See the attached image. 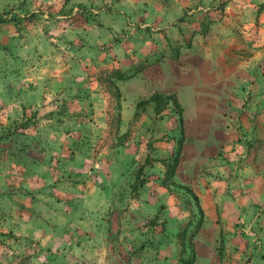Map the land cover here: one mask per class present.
I'll list each match as a JSON object with an SVG mask.
<instances>
[{
  "label": "crops",
  "instance_id": "obj_1",
  "mask_svg": "<svg viewBox=\"0 0 264 264\" xmlns=\"http://www.w3.org/2000/svg\"><path fill=\"white\" fill-rule=\"evenodd\" d=\"M195 2L68 0L86 61L0 69V264H180L197 211L191 264H264V33Z\"/></svg>",
  "mask_w": 264,
  "mask_h": 264
},
{
  "label": "rangeland",
  "instance_id": "obj_2",
  "mask_svg": "<svg viewBox=\"0 0 264 264\" xmlns=\"http://www.w3.org/2000/svg\"><path fill=\"white\" fill-rule=\"evenodd\" d=\"M66 1L68 0H0V69H13L16 73L24 68L44 70V61H55L56 58L64 62L86 61L88 55L74 52L66 37L85 33L84 30L89 28H83L85 24H96L93 18L95 14L87 6L68 7ZM195 1L191 7L176 14L163 25L173 27L174 33H181L183 30L185 33H264V0ZM73 8L77 10H72ZM148 29L146 27L145 32L148 33ZM51 38L55 40L50 41ZM49 44L56 49L48 50ZM6 76L9 75L6 73ZM177 187L184 191L185 186L178 183ZM190 200L194 207L197 201L195 198ZM200 216L202 217L200 211L190 214L188 220L194 224L191 229L182 230L185 232L186 247L183 252L178 253L180 264H184L189 257V236L196 229Z\"/></svg>",
  "mask_w": 264,
  "mask_h": 264
},
{
  "label": "trees",
  "instance_id": "obj_3",
  "mask_svg": "<svg viewBox=\"0 0 264 264\" xmlns=\"http://www.w3.org/2000/svg\"><path fill=\"white\" fill-rule=\"evenodd\" d=\"M152 99L154 98V97H151ZM178 151H179V143H177V146H176V150H175V155L177 156V154H178ZM200 221H201V216L199 217V219H198V224L200 223ZM198 224H197V226H196V229H197V227H198ZM195 229V230H196ZM195 230L191 233V235L189 236V238H191L193 235H194V233H195ZM184 237H185V232L184 231H182V233H181V235L179 236V239H180V246H181V251L183 252V250L185 249V245H184ZM188 247H189V245H188ZM190 254H189V257H188V259L186 260V262L184 263V264H191L192 263V260H193V255H192V250H191V246H190Z\"/></svg>",
  "mask_w": 264,
  "mask_h": 264
}]
</instances>
